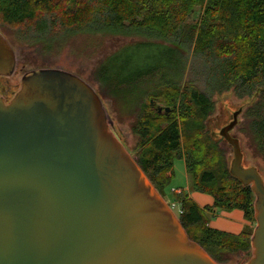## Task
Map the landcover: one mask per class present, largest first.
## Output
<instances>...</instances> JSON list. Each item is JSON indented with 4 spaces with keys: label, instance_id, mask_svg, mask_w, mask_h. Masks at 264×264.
Instances as JSON below:
<instances>
[{
    "label": "water",
    "instance_id": "1",
    "mask_svg": "<svg viewBox=\"0 0 264 264\" xmlns=\"http://www.w3.org/2000/svg\"><path fill=\"white\" fill-rule=\"evenodd\" d=\"M14 67L0 35V76ZM239 110L219 135L232 149L229 174L254 196L246 264H264V182L242 166L230 135ZM0 264L217 263L115 137L95 91L66 71L38 69L10 102L0 98Z\"/></svg>",
    "mask_w": 264,
    "mask_h": 264
},
{
    "label": "trees",
    "instance_id": "2",
    "mask_svg": "<svg viewBox=\"0 0 264 264\" xmlns=\"http://www.w3.org/2000/svg\"><path fill=\"white\" fill-rule=\"evenodd\" d=\"M197 10L196 21L188 22ZM0 22L25 24L26 36L47 47L77 35H105L155 41L179 55L187 80L164 82L137 100L136 163L163 198L175 153L182 150L190 192L213 199L211 207L201 209L187 194H172L189 239L218 263L223 259L214 252L250 249L248 226L239 235L208 226L219 211L240 210L248 223L255 221L250 188L229 174L204 122L214 110L213 94L232 90L239 98L256 96L246 112L248 146L264 162V0H0ZM113 76L102 67L105 85ZM159 98L171 109L168 114H157L149 104Z\"/></svg>",
    "mask_w": 264,
    "mask_h": 264
},
{
    "label": "rangeland",
    "instance_id": "3",
    "mask_svg": "<svg viewBox=\"0 0 264 264\" xmlns=\"http://www.w3.org/2000/svg\"><path fill=\"white\" fill-rule=\"evenodd\" d=\"M199 12L197 10L190 13L188 22L194 23ZM25 27V24L7 25L0 22V35L10 46L15 59L14 72L9 76H0V98L5 103L10 102L20 89L22 78L34 70L59 69L71 73L95 91L104 106L105 115L112 120L113 134L129 156L136 161L138 138L132 130V125L136 118L137 100L145 94L155 93L163 87L164 82L182 83L187 80L180 70L182 58L174 52L170 53L168 48L157 45L155 41L121 36L82 34L68 38L66 41H52L47 47L45 42L35 41L30 35L27 37L24 33ZM189 66L191 67V64ZM102 67L109 70L110 75H114L112 79L108 78L110 83L106 85L101 77ZM189 76L193 75L189 74ZM211 97L214 110L205 120L204 127L211 139L218 143L228 168L233 153L231 146L219 135V130L229 124L233 112L240 108L237 124L230 131V135L239 141L243 155L242 166L256 168L264 182V162L248 146L246 112L255 102L256 96L239 98L229 90L213 94ZM156 102V105L166 107L162 98ZM182 154V150L178 154L175 153L173 178L162 198L167 205L173 203L179 210H181L179 203L173 201L172 194L181 191L189 198L188 194L192 193L189 189V178L184 172L183 160L180 159ZM169 175L166 174V177ZM186 185L187 190L180 189ZM219 212L228 213V211ZM219 212H216V216L220 215ZM214 219L215 216L210 221ZM248 227L252 236L255 223H249ZM213 254L223 259L220 263L215 261L217 264H246L252 257V249Z\"/></svg>",
    "mask_w": 264,
    "mask_h": 264
},
{
    "label": "crops",
    "instance_id": "4",
    "mask_svg": "<svg viewBox=\"0 0 264 264\" xmlns=\"http://www.w3.org/2000/svg\"><path fill=\"white\" fill-rule=\"evenodd\" d=\"M109 37V36H106ZM183 160V159H181ZM184 163V160H183ZM185 167V164H184ZM185 175L186 170H184ZM188 185V183H187ZM180 188L181 190L186 189L188 186ZM189 198H191L201 209H205L206 207H211L213 205V199L209 195L192 192L188 194ZM220 213V212H219ZM245 226H249V223L244 219V215L240 210H233L228 213H220V215L216 216L215 219L209 222V227L222 231L231 235H239Z\"/></svg>",
    "mask_w": 264,
    "mask_h": 264
},
{
    "label": "built area",
    "instance_id": "5",
    "mask_svg": "<svg viewBox=\"0 0 264 264\" xmlns=\"http://www.w3.org/2000/svg\"><path fill=\"white\" fill-rule=\"evenodd\" d=\"M168 207L170 208V210L172 211V213L177 217L179 218L180 214L182 213L181 210H179L177 208V206L173 203L171 204H168Z\"/></svg>",
    "mask_w": 264,
    "mask_h": 264
},
{
    "label": "flooded vegetation",
    "instance_id": "6",
    "mask_svg": "<svg viewBox=\"0 0 264 264\" xmlns=\"http://www.w3.org/2000/svg\"><path fill=\"white\" fill-rule=\"evenodd\" d=\"M156 103H157V102L154 101V104H153L154 107H158V105H156ZM154 107H153V108H154ZM162 108H165V107H162Z\"/></svg>",
    "mask_w": 264,
    "mask_h": 264
}]
</instances>
